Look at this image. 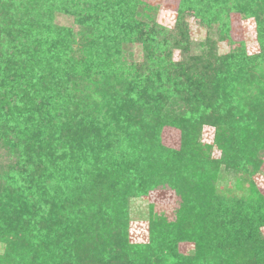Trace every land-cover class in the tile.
Wrapping results in <instances>:
<instances>
[{"label": "trees", "instance_id": "1", "mask_svg": "<svg viewBox=\"0 0 264 264\" xmlns=\"http://www.w3.org/2000/svg\"><path fill=\"white\" fill-rule=\"evenodd\" d=\"M185 1L210 27L225 28L213 29L222 38L230 37L223 17L231 11L254 17L258 53L240 44L219 54L214 41L193 52L181 22L166 30L153 15L129 13L140 0H0V261L21 246L24 264H59L58 254L74 264H264V196L255 182L264 173V0ZM61 15L84 29L83 52L142 84L118 100L104 93L115 105L105 116L87 112L68 83L94 66L67 52L73 30L56 22ZM141 40L140 64L124 60V46ZM172 48L183 52L178 63ZM160 82L189 91L195 104L223 105L195 125L170 117L182 135L175 153L194 151V161L171 157L160 139L140 141L135 157L118 154L120 139L133 143L146 116L168 119ZM203 126L215 129L210 145ZM163 160L169 170L160 174ZM167 186L180 197L175 218L148 203L139 215L148 242L131 245L133 201ZM82 235L92 247L104 238L109 251L82 249ZM183 242L193 246L187 255L178 250Z\"/></svg>", "mask_w": 264, "mask_h": 264}, {"label": "rangeland", "instance_id": "2", "mask_svg": "<svg viewBox=\"0 0 264 264\" xmlns=\"http://www.w3.org/2000/svg\"><path fill=\"white\" fill-rule=\"evenodd\" d=\"M15 1L18 2L19 0ZM140 1L141 3L135 5L129 13H137L135 15L136 18H140L141 15L147 17L146 14L153 15V18L156 20V22H158L160 25H163L166 30L174 29L177 22H181V24L184 25L188 36L190 37V43L193 46V52L198 53L203 48V45L208 41H214L217 43V52L219 54L229 53L232 49H234L236 46H239L240 44L246 45L247 54L249 56L258 53L259 51V44L257 42L256 36L257 24L254 17H245V15L241 14L238 11H231L228 14V17H223L224 23L228 25V28L230 30V37L227 36L222 38L218 37L216 34H213L215 32L213 31V29L215 30L216 27H220V24L216 25L215 27H210L202 17L201 13L199 12L198 14V10L196 8H193L191 5H188L187 1L185 0ZM202 1L203 0H199V2ZM143 20L146 21L147 19L143 18ZM56 22L73 30V36L66 41L68 46L67 52L71 53V56L75 59H78L81 64H83L84 62H87L88 64V61H91L92 66H94L89 75H87V73L85 74L87 77H84V75L82 77L77 76L74 77V79H70L69 82L67 81L68 83L73 84V93H75V98L80 97L81 100H84L82 102L84 106L83 108H85L87 112L94 111V108L97 107L101 111V115L105 116V114L108 112V109L110 110L111 107L115 106L114 104H109L107 102V100L103 96L104 93L105 95L107 94V96H110L109 94H113L112 97H115L116 100H118L125 89H141L142 84H134V79L125 74L119 67H114L112 69L113 72L111 71L112 73L109 74L110 70L107 68V63L104 60L105 57H103L102 59L100 57L94 56L93 53H91L90 55L89 53L82 51L81 33L84 29L81 28L79 30L78 27L74 25L72 18L61 15L57 17ZM220 30L224 32L225 28L220 27ZM142 42L143 40H141V42L135 41L134 44L131 43L128 46L125 45L123 57L124 60L129 62L136 60L140 64L145 52V45ZM181 53H183L181 49L172 48L171 54L173 57V62L175 61L178 63L181 61L182 57L180 58L179 56ZM58 68L59 66L57 65L56 70ZM84 68H88V65L83 67V69ZM101 74L103 78L106 79L104 88L102 87L104 79L99 76ZM121 75L126 76L124 82L125 84H123V86L118 89V91H115L116 89H114V87L117 83L115 78L120 77V79L122 80ZM207 85H210L209 82H207ZM157 88H161L160 96L166 97L165 102L163 100V113L168 116V119H165L162 114V116L159 115V117L157 118L154 117V114H149L145 117L148 124L145 125V128L139 127L137 129L140 132L139 134L136 130L137 135L133 143H131V141H129L128 143V141L126 142V140L125 142H122L120 139L119 144L122 150H119L118 154L124 158L129 159L131 157H135L140 153V141H148L151 143L156 142L157 139H160L163 142L164 146L171 151V157H179L175 152H181L183 150L181 129L169 122L170 117L176 116L179 120L186 121V123L188 121L191 125H195L199 123L198 121L200 120L207 121V118L210 120V117L212 115H218L217 112H220L221 108L223 107L220 102L218 103L217 107L215 105L207 106L203 103V101L199 104H195L194 102H191L189 91L184 90L183 88L180 90L171 91L169 85L164 82H160L157 85ZM98 102L99 106H95ZM113 103L116 104L115 101H113ZM237 103H239V101ZM234 107L235 108L231 112L233 115L237 112L236 109L238 107L236 103L234 104ZM18 117L20 120L19 113ZM149 126L151 128V131H149ZM203 128V141L210 145L213 143L211 134L214 133L215 129L212 126H203ZM153 132L158 134H155ZM141 136L142 138H140ZM131 144L132 146L130 148L129 146ZM154 148L156 152H158V147L154 146ZM195 155L196 154L194 153V151L185 150L184 157L179 158L183 161H194ZM214 156L217 157L218 154L216 153L214 154ZM168 170L169 169L164 164L163 160L160 174H165L168 172ZM262 170L264 171V166ZM255 182L258 186L259 192L264 196V173L257 176ZM38 186L39 184L37 185V187ZM49 190L52 191L51 189ZM148 203L152 204L155 207L156 213L163 214L169 220H173L175 218V213L179 208L180 197L177 195L175 190L167 186L166 188L160 187L156 191L153 190L150 193L148 192L147 196L141 200L133 201L134 210L137 216L135 215L136 221L131 223L130 229L127 232L128 242L131 245H144L146 242H148L145 241L147 239L146 231L148 230L146 223H144L145 219L142 220V217L139 216L142 215V210L147 208ZM262 231L264 232V229ZM18 236L21 235L18 234ZM78 238L80 240H83L82 249L93 248L96 249L98 253H100L101 251H109V247L108 245H106L107 243L104 238H102V240L98 239L99 243L95 246L96 248L92 247V244L89 242L90 237L88 235L86 237L82 235ZM111 240L114 242L112 238ZM14 241L11 240V242ZM18 242H22V240H16V243ZM6 244L8 243L6 242ZM192 248L193 246L190 243L183 242L178 245L179 252L183 253L184 255L189 254V251ZM21 250V246L13 249L12 251H10L12 257L10 259H6L5 261H0V264H24L25 260L19 258L20 256H17V253L20 254L22 252ZM53 257H59L57 258V260H59V264H74V262L71 261L69 263L68 261H66V259L62 258L61 254H58V256L55 255Z\"/></svg>", "mask_w": 264, "mask_h": 264}]
</instances>
